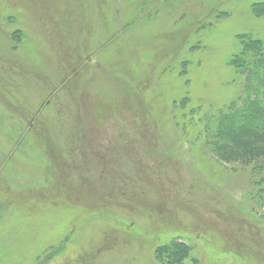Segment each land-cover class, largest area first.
Returning <instances> with one entry per match:
<instances>
[{
    "label": "rangeland",
    "instance_id": "1",
    "mask_svg": "<svg viewBox=\"0 0 264 264\" xmlns=\"http://www.w3.org/2000/svg\"><path fill=\"white\" fill-rule=\"evenodd\" d=\"M244 35L264 0H0V264H264V173L203 131Z\"/></svg>",
    "mask_w": 264,
    "mask_h": 264
},
{
    "label": "trees",
    "instance_id": "2",
    "mask_svg": "<svg viewBox=\"0 0 264 264\" xmlns=\"http://www.w3.org/2000/svg\"><path fill=\"white\" fill-rule=\"evenodd\" d=\"M241 41L240 52L230 59V65L244 76L245 98L239 96L227 111L210 116L203 131L210 153L221 163L264 173V43L250 35H244ZM58 247L53 249V254ZM189 249L183 241L179 244L173 241L155 252L161 264H185ZM40 258L33 264L49 260H45V254ZM191 264L201 263L192 259Z\"/></svg>",
    "mask_w": 264,
    "mask_h": 264
}]
</instances>
